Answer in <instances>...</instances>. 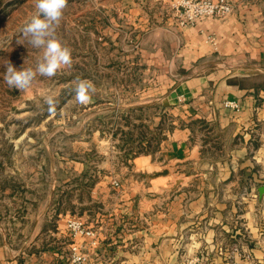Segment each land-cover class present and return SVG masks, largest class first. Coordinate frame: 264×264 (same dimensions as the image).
Wrapping results in <instances>:
<instances>
[{"label": "crops", "instance_id": "obj_1", "mask_svg": "<svg viewBox=\"0 0 264 264\" xmlns=\"http://www.w3.org/2000/svg\"><path fill=\"white\" fill-rule=\"evenodd\" d=\"M173 1L131 17L127 64L116 67L122 105L110 107L114 120L140 113L153 152L125 164L136 143L115 127L93 131V143L80 131L75 158L61 151L54 161L44 145L30 189L14 179L4 188L0 176L18 236L0 222V264H74L73 241L81 264H264V0H230L228 16L192 26L179 24ZM70 216L95 230V243L70 235Z\"/></svg>", "mask_w": 264, "mask_h": 264}, {"label": "rangeland", "instance_id": "obj_2", "mask_svg": "<svg viewBox=\"0 0 264 264\" xmlns=\"http://www.w3.org/2000/svg\"><path fill=\"white\" fill-rule=\"evenodd\" d=\"M150 1L68 0L55 35L71 49V66L60 69L51 78L37 75L29 89L19 91L8 87L3 74L8 61L17 69H35L40 61L42 50L21 39L22 29L37 9L34 0H0V176L6 180L4 188L12 186L10 180L14 179L21 185L19 191L30 189L26 187V182H30L28 176L37 172V157L42 154L46 158L42 150L45 144L56 152L54 161L61 151L66 157L75 158L82 142L96 140L92 138L93 131L109 134L123 124L118 118L107 121L104 115L111 106L122 105L124 92L116 67L127 64L128 53L124 49L129 44L125 32L130 31L131 17L146 12L143 4L147 6ZM156 5L150 2V9ZM80 79L95 85V93L86 105L74 99L75 82ZM47 96L57 100L53 113L44 102ZM165 121L167 124V118ZM80 131L85 140L77 135ZM0 205H4L0 222L7 223L10 235L18 239L13 234L12 213L7 210L12 209L7 194L0 195Z\"/></svg>", "mask_w": 264, "mask_h": 264}, {"label": "clouds", "instance_id": "obj_3", "mask_svg": "<svg viewBox=\"0 0 264 264\" xmlns=\"http://www.w3.org/2000/svg\"><path fill=\"white\" fill-rule=\"evenodd\" d=\"M68 0H34L36 15L22 29L21 39L35 49L42 50V57L35 69L21 67L17 69L10 61L6 64L3 80L10 88L19 91L29 89L37 75L53 77L57 72L72 64L71 49L55 35ZM74 99L81 105L88 104L95 93V85L90 80L80 79L75 82ZM50 113L55 112L57 100L47 96L44 100Z\"/></svg>", "mask_w": 264, "mask_h": 264}, {"label": "built area", "instance_id": "obj_4", "mask_svg": "<svg viewBox=\"0 0 264 264\" xmlns=\"http://www.w3.org/2000/svg\"><path fill=\"white\" fill-rule=\"evenodd\" d=\"M171 8L178 18V22L182 26L195 25L201 18L223 19L232 11V3L230 0H175L171 3ZM206 41L214 44L216 38L214 35H207ZM227 107L236 111L240 110L237 100L228 99L223 102ZM112 185L119 186V181L113 180ZM66 226L73 238L87 237L91 239V243H95V230L85 224V222L75 216L66 219ZM70 261L74 264H81L85 261L86 256L81 251V246L76 241L70 245L69 253ZM246 258H250L247 254ZM199 257L194 256L188 259L185 264H199ZM234 264H239L235 262Z\"/></svg>", "mask_w": 264, "mask_h": 264}, {"label": "trees", "instance_id": "obj_5", "mask_svg": "<svg viewBox=\"0 0 264 264\" xmlns=\"http://www.w3.org/2000/svg\"><path fill=\"white\" fill-rule=\"evenodd\" d=\"M106 76L110 77L111 74L106 73ZM130 112H132V108L128 109L126 114H124L123 112L119 113L120 119L123 120V124L119 125L115 130H113V135H116L117 133L120 134V140L123 143H125L126 141H132L136 143L131 148H128L124 151L123 158L125 164H127L128 159H131L134 156H137L138 154H148L153 152V149H151L150 146L151 141L155 139V137H149L148 141L144 143V133L146 132V130H149V126H147V124L143 122L135 123L133 119L141 120V115H133L132 119L129 116ZM104 116L107 121H111L115 114L114 111H109L107 115ZM124 126H131V129L129 131H125ZM134 133H136V136H134Z\"/></svg>", "mask_w": 264, "mask_h": 264}, {"label": "water", "instance_id": "obj_6", "mask_svg": "<svg viewBox=\"0 0 264 264\" xmlns=\"http://www.w3.org/2000/svg\"><path fill=\"white\" fill-rule=\"evenodd\" d=\"M176 96H177V95H176L175 92L171 94V97H173V98H175ZM260 191H261V192H264V186H262V187L260 188Z\"/></svg>", "mask_w": 264, "mask_h": 264}]
</instances>
